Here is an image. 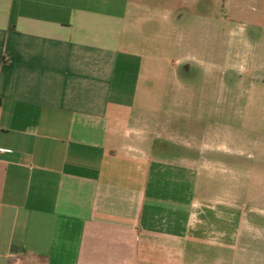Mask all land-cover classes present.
<instances>
[{"label": "crops", "instance_id": "obj_1", "mask_svg": "<svg viewBox=\"0 0 264 264\" xmlns=\"http://www.w3.org/2000/svg\"><path fill=\"white\" fill-rule=\"evenodd\" d=\"M156 1L0 0V264H264V127L220 155L180 125L197 91L154 88L226 31L264 113V0L206 27L203 0Z\"/></svg>", "mask_w": 264, "mask_h": 264}, {"label": "rangeland", "instance_id": "obj_2", "mask_svg": "<svg viewBox=\"0 0 264 264\" xmlns=\"http://www.w3.org/2000/svg\"><path fill=\"white\" fill-rule=\"evenodd\" d=\"M161 1L157 0L155 3L157 5L168 4L167 2ZM201 9L204 11V14L209 15L204 16L205 27L206 25H211L213 19L216 20L219 17L226 18L228 13L226 0H203ZM255 9V12L257 10L258 13L260 11L264 12V2L262 4H256ZM225 21L221 20V28L226 26ZM210 34L209 32H205L204 35V39L207 41L205 42V46H209V49L205 47L203 66L198 64L197 70L195 65L192 66L191 70L188 69V72H192V76L197 73L196 76H191V80H185L183 84L179 79L168 81L157 77L154 88L157 91H162L167 88L176 89L179 87L196 90L197 97H193L192 99L188 97L186 99L187 102L184 103V112L181 113L180 125L185 129L182 130L186 132L188 142H195L196 138L198 140L203 138L204 141H209L212 132H216L220 141V155H223L222 152H226L227 150V138L229 137L235 136L236 146H238L239 142L242 143L244 138L246 140H258L260 138V131L264 127V113L250 110L247 105L248 98L243 93L241 94L248 84V81L244 80V65L240 66L237 62L239 78H236V80L231 79L233 75H231L230 71L233 72V65L228 61L226 31H221L220 33V43L218 44V49H215L216 52L219 50L218 56L216 53L213 60L211 54L212 48L210 46L211 40H208ZM169 67L174 72L176 67L180 66L173 63ZM241 68L243 69L241 70ZM181 70L182 66L178 70V74H185ZM255 99L258 102V98ZM256 147L258 146L253 145L251 147L254 153V157H252L253 161L258 160L260 156L259 150Z\"/></svg>", "mask_w": 264, "mask_h": 264}, {"label": "built area", "instance_id": "obj_3", "mask_svg": "<svg viewBox=\"0 0 264 264\" xmlns=\"http://www.w3.org/2000/svg\"><path fill=\"white\" fill-rule=\"evenodd\" d=\"M17 262L19 261V259L18 260H16Z\"/></svg>", "mask_w": 264, "mask_h": 264}]
</instances>
